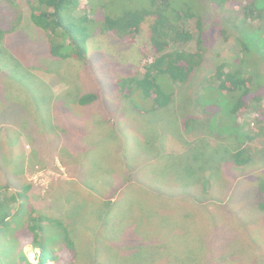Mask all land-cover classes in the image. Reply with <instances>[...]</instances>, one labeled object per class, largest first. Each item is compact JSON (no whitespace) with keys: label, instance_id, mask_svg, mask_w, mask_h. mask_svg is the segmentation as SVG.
I'll return each instance as SVG.
<instances>
[{"label":"rangeland","instance_id":"1","mask_svg":"<svg viewBox=\"0 0 264 264\" xmlns=\"http://www.w3.org/2000/svg\"><path fill=\"white\" fill-rule=\"evenodd\" d=\"M9 1L0 0V24L16 26L9 39L22 42L11 52L16 65L8 69L10 76L0 77V186H8L10 195L22 194L14 212L21 204L24 212L33 206L78 232L77 255L60 236L52 240L58 259L47 264L150 263L156 249L147 234L156 233L155 222L145 230L137 223L145 210L172 217V228L184 229L178 240L186 249L172 253L174 264L181 258L189 264H264V194L258 189L264 173V86L263 114L256 104L231 120L219 101L205 98L210 103L203 114L218 117L217 127L203 137L192 122L186 132L168 110L154 111L145 99L127 109L117 94L119 79L136 76L154 58L148 24L132 43L114 31L94 32L82 45L86 62L55 58L45 33L27 22V0H12L17 5L10 8ZM211 2L201 0L196 9L203 11L206 55L195 82L219 64L217 53L237 54L236 31L227 22L237 25L236 13L248 0H227L225 8ZM89 93L98 98L81 105ZM236 122L254 138L247 142L255 161L246 167L232 165L228 154L243 147L235 139ZM224 129L236 133L219 137ZM24 218L18 216L9 229L14 245H0L8 252L0 264H18L20 252L38 264L39 250L30 244ZM49 229V238L61 234ZM194 250L197 257H191Z\"/></svg>","mask_w":264,"mask_h":264},{"label":"trees","instance_id":"2","mask_svg":"<svg viewBox=\"0 0 264 264\" xmlns=\"http://www.w3.org/2000/svg\"><path fill=\"white\" fill-rule=\"evenodd\" d=\"M85 1L27 0L29 9L27 22L34 29L45 33L52 56L65 59L70 55L83 62L87 61V49H84L82 45L94 32L105 34L114 31L120 39L132 43L142 32L143 26L148 24L153 60L146 63L136 76L121 78L116 84L117 94L127 109L128 107L132 110L137 109L138 99H145L151 103L150 109L168 110L175 115L181 121V129L186 132H190L188 128L192 122H195L197 128L203 134H207L202 135L203 137H209L208 135L213 133L217 127L215 122L218 120V117L215 119L212 115L205 117L203 114L206 112L203 106L210 103L205 102V98H209L212 103L220 102L227 109V116L231 120L238 113L249 112L250 108L256 104L259 112L263 114V110L260 109L263 93L260 90L264 86L262 84L264 72L262 74V71H257V68H261L260 64L264 62V34L262 35L264 0H248L238 12L239 14L236 13L237 25L235 22H227V26L235 28L236 31L237 45L234 49L235 51L237 49V54L225 57L217 53L219 64H215V68L207 74L208 77H203L197 82L195 79H198L203 70L201 66L205 62L206 55L205 41L202 38L203 11L202 13L199 10L196 11L201 0ZM203 1L206 3L212 1L224 8L227 2V0ZM13 5L17 4L12 3V0L7 4L9 8ZM219 7L217 9L221 10L222 8ZM16 29H18L16 26L5 28L0 24V77L6 74L10 76L8 69L12 71V67L15 68L16 65L11 52H14L13 48L19 47L18 44L22 41L18 42L17 46L11 43V38L9 39L16 34L14 32ZM225 31L226 29L222 28V34ZM193 42L195 45L190 47L189 44ZM208 80L209 85L206 87ZM229 96H231L230 100ZM97 98L98 95L95 93L84 94L79 103L86 105ZM238 126L236 122V127ZM236 130L239 138L235 136V139L243 147L240 146L228 154H232V165L246 167L255 161L247 142L253 141L254 138L248 131L247 135L239 127ZM234 133L236 131L231 133L230 130L224 129L222 134L217 135L226 139ZM220 155L224 156L226 153ZM262 174L258 189L264 194V173ZM8 190V186L5 188L0 186V245L8 247L14 245L15 240L8 237L9 229L12 224L17 223L18 216H24L26 228L32 236L30 244L33 249L39 250L38 264H47L53 259H58V256L54 255L56 250L52 247L54 243L52 240L60 236L73 256L77 255L75 236H78V232L75 235L69 223L45 216L33 206L24 212L25 207L21 204L20 208L14 212L13 207L18 204L22 194L10 195ZM259 207L264 208V202H261ZM144 213H147L145 219L137 223L145 230L147 225L150 226L155 222L156 229V233L147 234L150 246L156 249L154 253H151L148 264H162L159 262L165 258L168 260L166 264H174L172 253H181V249H186V244L181 245L178 240L184 229L172 228L174 223L172 217L161 215L157 210L155 212L145 210ZM194 225H196L195 222ZM134 226L136 231H139L136 221ZM52 227L57 228L58 233L61 234L51 235L52 237L49 238V232L52 230L49 228ZM7 254L5 250L0 251V255ZM192 256H198L195 250ZM184 260L181 258L177 263L189 264ZM18 261V264H31L23 252L18 254Z\"/></svg>","mask_w":264,"mask_h":264}]
</instances>
